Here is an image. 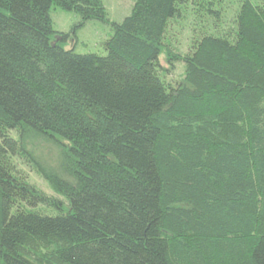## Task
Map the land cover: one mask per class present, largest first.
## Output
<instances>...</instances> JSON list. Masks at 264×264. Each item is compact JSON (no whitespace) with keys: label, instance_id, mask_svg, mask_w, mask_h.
Here are the masks:
<instances>
[{"label":"trees","instance_id":"trees-1","mask_svg":"<svg viewBox=\"0 0 264 264\" xmlns=\"http://www.w3.org/2000/svg\"><path fill=\"white\" fill-rule=\"evenodd\" d=\"M131 2L0 0V264H264V0Z\"/></svg>","mask_w":264,"mask_h":264},{"label":"rangeland","instance_id":"rangeland-1","mask_svg":"<svg viewBox=\"0 0 264 264\" xmlns=\"http://www.w3.org/2000/svg\"><path fill=\"white\" fill-rule=\"evenodd\" d=\"M102 2L110 22H120L124 16L130 13L132 5L131 0H102ZM50 17L53 30L68 34L69 39L63 45L65 49L73 48L79 54L105 53L102 43L112 33L109 24L99 20H88L80 26L78 25L80 21L78 13L64 10L55 5L50 10ZM192 27L191 22H177L167 36V42L181 49L192 38ZM177 69V71L175 70L176 74H180V66H177ZM36 181L41 184L39 179ZM47 189L51 192L48 187Z\"/></svg>","mask_w":264,"mask_h":264}]
</instances>
